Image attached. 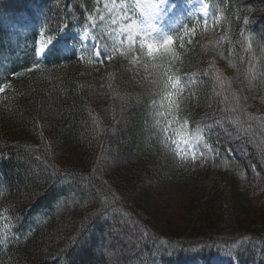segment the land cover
Listing matches in <instances>:
<instances>
[{"label":"trees","instance_id":"16d2710c","mask_svg":"<svg viewBox=\"0 0 264 264\" xmlns=\"http://www.w3.org/2000/svg\"><path fill=\"white\" fill-rule=\"evenodd\" d=\"M95 1L47 0L42 38L87 27ZM207 3V28L139 77L120 50L34 67L32 42L16 62L21 34L0 25L12 58L0 92V264H264V0ZM198 67L214 75L189 88ZM165 73L183 89L169 99ZM197 113L215 177L200 203L164 219L150 197L185 166L170 127ZM61 153L85 168L61 165Z\"/></svg>","mask_w":264,"mask_h":264},{"label":"snow or ice","instance_id":"6c2138e0","mask_svg":"<svg viewBox=\"0 0 264 264\" xmlns=\"http://www.w3.org/2000/svg\"><path fill=\"white\" fill-rule=\"evenodd\" d=\"M203 8H207L209 5L207 0H200ZM99 4V0H97ZM172 3V0H145L143 4L140 3V0H136L134 5H126L125 0H108L103 5V8L111 14V24L116 26L119 21V27L116 29V36L113 39V51H117L118 48H123L125 43H127L129 49L137 47V55L141 52L146 53V56L150 60H155L157 54L160 52H169L174 48L177 42V35L179 34V39L181 40L180 47H183V41L185 38H188V42L191 43V37L195 35L196 29L191 24L187 25L183 23H175L168 30H165L162 27H159L154 24V18H161L170 14L171 11H174V8H169V5ZM139 9V14L135 15V10ZM99 12V9H97ZM92 17H89L91 20ZM199 20H203L204 27L207 28V20L204 17H199ZM100 20H104V16H100ZM245 24L249 23V20L245 18ZM59 44L60 41H53L51 38L48 39L47 44L50 45L45 49L44 47L35 48V55H45L46 52L51 50V46ZM65 49H57V52L66 50L68 46L67 39L63 40ZM83 43V41H82ZM84 51L87 52V45L84 46ZM75 54V53H73ZM91 55H94L97 63H102L103 59L111 60L112 55L105 54V51L93 44L91 49ZM81 58H83L81 56ZM251 71V69H249ZM181 80L179 77H173L170 74L165 73L164 80V96L165 99H169L170 96L176 95L181 92L183 89L180 87ZM172 91L169 92L168 90ZM3 91V89H0ZM171 103V101H170ZM186 123V122H185ZM167 132V129L165 130ZM172 143L176 146L177 151L176 155L182 156L187 149H181L180 144L188 145L189 140L187 138L183 140H173ZM195 157H193L194 159Z\"/></svg>","mask_w":264,"mask_h":264},{"label":"rangeland","instance_id":"374dc122","mask_svg":"<svg viewBox=\"0 0 264 264\" xmlns=\"http://www.w3.org/2000/svg\"><path fill=\"white\" fill-rule=\"evenodd\" d=\"M105 2H108V0H100L101 4L98 13L100 16H104V20H102V22L107 24V28H113V35L111 36V38L115 39L116 29L119 27V21L116 26H113L111 24V14L103 8ZM144 2L145 0H140L141 4H143ZM190 6L194 7V4H191ZM184 7L187 8L189 6L184 5ZM196 12L198 11L196 10ZM171 13V16H175L177 14V10L174 9V11H172ZM167 18L168 16L163 17V19L157 17L155 18V20L160 21ZM169 21L170 24H173L172 18H170ZM158 26L161 27V25ZM133 62L135 63V66L132 67L133 72L137 77H139L140 75H142L141 67H139L140 62L138 60H133ZM191 149L193 150V157H195V162L192 165L186 166V168L184 169V180L177 184L167 186L164 185L166 187L160 186L158 189L153 191L152 196L150 197V202H152L160 209V211L162 210V212L164 213V219L165 217H170L172 219L174 218V220H179L181 216L180 213L183 211V209H185V206L188 203H200L206 197L214 180L215 170L211 165L212 156L206 149L203 148L201 141L195 135L191 137ZM67 155L68 153H61V158L59 160L61 165L85 168V165L79 162H73L71 156ZM250 203L251 204H249V209L255 211L254 209L258 205V201L251 200ZM178 222L179 221H176L175 224L180 225ZM153 224H155V222H153ZM171 224L174 225L173 222H171ZM155 226L157 225L155 224ZM212 264L226 263L221 258H216L213 260Z\"/></svg>","mask_w":264,"mask_h":264}]
</instances>
